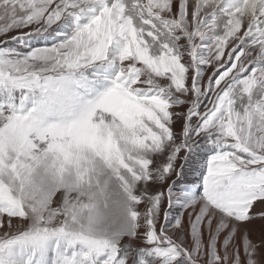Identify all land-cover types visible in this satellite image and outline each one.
<instances>
[{
	"label": "snow or ice",
	"instance_id": "obj_1",
	"mask_svg": "<svg viewBox=\"0 0 264 264\" xmlns=\"http://www.w3.org/2000/svg\"><path fill=\"white\" fill-rule=\"evenodd\" d=\"M0 264H264V0H0Z\"/></svg>",
	"mask_w": 264,
	"mask_h": 264
}]
</instances>
